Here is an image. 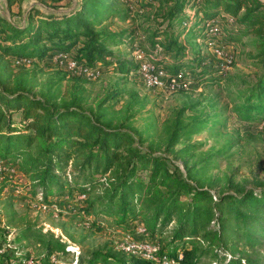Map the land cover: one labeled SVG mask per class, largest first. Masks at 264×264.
Returning a JSON list of instances; mask_svg holds the SVG:
<instances>
[{
	"label": "trees",
	"instance_id": "16d2710c",
	"mask_svg": "<svg viewBox=\"0 0 264 264\" xmlns=\"http://www.w3.org/2000/svg\"><path fill=\"white\" fill-rule=\"evenodd\" d=\"M80 2L79 8L62 16L34 8L23 26L0 15V161L5 172L13 166L12 158H23L22 173L39 188L42 203L51 204L48 200L52 197L65 200L80 210V215L105 214L114 217L118 227L123 228L132 223L136 230V222L140 221L146 233L144 240L159 247L152 259L130 255L124 260L98 251L92 254L91 264H164L163 258L169 260L168 264H201L211 257L213 264H264V258H257L264 251V240L258 239L264 231V183L257 184L260 191L240 189V195L217 198L211 188L195 184L199 179L193 169L186 165L185 176L167 154L142 149L138 133L127 127L126 122L113 125L107 119L103 102L86 110L84 83L89 79L80 75L73 76L74 84L65 95L52 87L35 92L30 80L33 73L27 70V63L44 61L46 56L67 54L86 69H96L100 63L122 75L149 62L150 54L145 47L132 45L133 33L117 35L105 28L100 30L108 20L129 17L120 8L119 0ZM154 4L164 10L163 20L168 25L164 30L158 28L149 39L152 49L163 50L149 63L155 71L166 73L168 80L196 81L201 85L206 83L203 79L212 75L214 83L219 84L227 75L219 64L208 65L204 52L192 60L191 71L187 69L186 48L173 32L175 22L183 20V15L194 16L188 19H197L203 38L215 41L207 47L234 45L242 34L254 36L260 50V71L255 82L238 93L240 101L234 110L243 122L264 121V3L261 0L146 3ZM228 18L234 23H229ZM123 45L130 46L132 52H142L144 57L135 62L109 48ZM108 58L112 60L107 61ZM198 69L200 72L196 73L194 70ZM206 123L194 121L187 125L178 118L167 141V152L173 151L170 147H175L181 137L207 128ZM182 155L176 152L177 157ZM7 176L1 178L0 186L20 189L16 178ZM103 177L105 184L100 183ZM173 222L176 226L172 242L161 244L156 235ZM241 241L253 250L254 256L244 250L240 258L228 259L224 249L228 250L230 244L237 247ZM47 250L45 261L56 250L66 253V247L54 240L48 241Z\"/></svg>",
	"mask_w": 264,
	"mask_h": 264
},
{
	"label": "rangeland",
	"instance_id": "374dc122",
	"mask_svg": "<svg viewBox=\"0 0 264 264\" xmlns=\"http://www.w3.org/2000/svg\"><path fill=\"white\" fill-rule=\"evenodd\" d=\"M43 1L0 0V15L23 26L34 8L42 13L62 16L79 8L81 3L80 0ZM119 1L120 8L129 17L108 20L100 30L105 28L108 33L117 35L133 33L132 45L145 47L150 54L147 61H153L163 50L152 49L149 39L158 28L164 30L168 25L163 20L164 10L158 4L147 6L149 0ZM187 9L190 11V7ZM193 17L185 18L183 15V20L175 22L173 30L180 45L186 48L184 64L189 65L187 69L191 71L192 60L204 52L208 65H220L228 56L223 61L213 56L214 47L207 45L215 41L203 38V32L196 25L197 19L189 20ZM228 22L234 23L232 18H228ZM164 40L162 37L161 41ZM109 48L135 62L144 57L142 52L130 51V46ZM259 52L254 36L242 34L226 52L233 60L219 84L214 83V76L209 75V80L203 79L205 84L183 82L179 89L169 87L167 78L159 80L157 85L151 83L149 62L141 63L139 69L128 75L116 73L113 67L107 68L99 63L92 77L84 83V108L89 110V106L96 107L103 102L107 119L112 120L113 125L126 122L127 127L138 133L142 149L158 155L167 154L185 176L186 165L193 169V174L199 179L195 184L211 188L217 198L225 194L240 195V189L260 191L257 184L264 183V121L243 122L234 110L240 101L238 93L248 89L260 71ZM111 60L108 58L107 61ZM73 62L67 54H58L28 64L27 70L33 73L30 80L35 92L52 87L61 96L65 95L74 84L73 76L79 74ZM169 63L166 60V65ZM194 71L197 73L200 69ZM178 118L187 125L205 121L207 128L181 137L175 147H170L173 151L167 152V141ZM176 152L183 155L177 157ZM10 161L13 166L6 172L0 161V180L7 175L13 176L20 183V189L3 188L4 184L0 186V264H91L92 254L98 251L128 260L132 255L130 245L146 238L132 227V223L123 228L118 227L114 217L105 214L92 212L89 216L87 213L80 215V210H75L65 200L52 197L48 200L51 204L42 203L38 196L39 188L22 173L24 159L12 158ZM100 183H107L105 177ZM136 224V228L144 226L140 221ZM175 226L173 222L161 234L158 232L156 240L164 245L171 243ZM258 239L264 240V231L259 233ZM49 240L63 244L66 253L56 250L45 261ZM239 243L237 247L230 244L228 250L224 249L228 259L230 256L240 258L244 250L254 256L244 241ZM257 258H264V251ZM201 264H213L212 257L203 259Z\"/></svg>",
	"mask_w": 264,
	"mask_h": 264
},
{
	"label": "built area",
	"instance_id": "2783aa9c",
	"mask_svg": "<svg viewBox=\"0 0 264 264\" xmlns=\"http://www.w3.org/2000/svg\"><path fill=\"white\" fill-rule=\"evenodd\" d=\"M227 50H229V46H225L222 44L220 45L216 44V46L214 47V52H213V56L221 61H223V59L226 56H228V59L226 61H223V63L220 64V67L224 69L229 68L233 60L232 56L226 54ZM67 56H70V55H67ZM28 64H31V63L28 62L27 65ZM73 66L79 69V74L77 75H80L86 79H90L95 72V69H91V70L86 69L84 66H82L81 64H78L77 62H73ZM149 67H150L149 72L151 73V76H152V79H150V81L151 83L155 85L159 83L158 82L159 80H163L164 78H167L166 83L172 89H179L181 86L180 83H183L179 79H176V78L168 80L166 73H164L163 71H155L154 66L151 64ZM139 228H137L136 231L146 236L145 229L143 227H139ZM130 246H131L132 255L143 256L148 259L154 258L155 253L159 249L157 245L147 240H144L138 243H133ZM162 261L164 262V264L170 263L167 258H163ZM172 264H174V262H172Z\"/></svg>",
	"mask_w": 264,
	"mask_h": 264
}]
</instances>
